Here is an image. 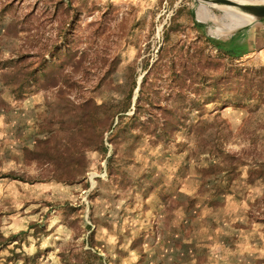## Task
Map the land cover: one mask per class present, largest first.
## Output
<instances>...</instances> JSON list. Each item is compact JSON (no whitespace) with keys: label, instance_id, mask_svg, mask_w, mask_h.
<instances>
[{"label":"rangeland","instance_id":"374dc122","mask_svg":"<svg viewBox=\"0 0 264 264\" xmlns=\"http://www.w3.org/2000/svg\"><path fill=\"white\" fill-rule=\"evenodd\" d=\"M198 4L0 0V264H264V100L236 74L264 80V50L219 54ZM86 99L129 107L72 179L39 141L92 135Z\"/></svg>","mask_w":264,"mask_h":264},{"label":"trees","instance_id":"16d2710c","mask_svg":"<svg viewBox=\"0 0 264 264\" xmlns=\"http://www.w3.org/2000/svg\"><path fill=\"white\" fill-rule=\"evenodd\" d=\"M197 25H200L196 21ZM244 28V27H243ZM241 28V29H243ZM205 39L207 42H209L212 47L216 49V51L221 54L222 56H226L228 58H234L239 59L245 55H248L250 52L255 51L254 49L248 50L245 41L243 38L240 37L239 32L232 36H226L221 38L212 37L210 35L205 34ZM242 68H236V74L238 75L237 78V88L242 90V96H245L246 99L254 98V96H257L259 99L264 100V80L259 79L257 81H253L251 75H249L247 72L242 71ZM229 78V75L221 76L219 74L210 75L209 80L210 83L208 86L210 89L208 90L209 93L206 94V96H212L216 94L218 91V88L216 85L219 83L220 79L224 80V84H227V80ZM211 86L214 88L211 89ZM227 86V85H226ZM224 90H228V87H222ZM256 94V95H255ZM209 100V99H208ZM79 107L81 111L78 113L85 115L89 112L91 117H94V124L92 127V135L88 137H82V124L84 123V118L82 116H77L76 119H69L67 123H70L71 125L67 127V130H65L64 135H60L59 133L62 132V129L57 133H54L53 135H50L46 137L43 141H39L42 146L40 151L38 152V155L41 157L42 160H44L47 163H55V164H63L66 161H75L78 164H74L71 169L72 179L79 178L81 176H84L86 171V166L82 161H84V151L83 149H77L76 145L78 143L82 144L83 146H89L93 147L97 150L101 149L104 150L105 147L103 145V131L104 126H106L107 122V128H110L112 121L114 119V115L117 112H125L127 108L129 107V104L126 105L122 110L119 111H113L111 114L108 113L107 120H103L102 113L100 111L101 106L95 105V103L89 99H86L82 101L79 104ZM136 107H140L139 104L136 105ZM76 115V114H75ZM82 117V118H81ZM109 120V121H108ZM63 122V121H61ZM104 124V125H102ZM82 134H85L84 132ZM77 136H79L78 140ZM84 140H86L84 142ZM53 141V142H52ZM66 143L67 146L62 145ZM75 150H70L69 147H72Z\"/></svg>","mask_w":264,"mask_h":264},{"label":"bare ground","instance_id":"6f19581e","mask_svg":"<svg viewBox=\"0 0 264 264\" xmlns=\"http://www.w3.org/2000/svg\"><path fill=\"white\" fill-rule=\"evenodd\" d=\"M199 4L196 8V15L200 19L211 20L219 24H223L228 31H231L239 25L248 23L251 17L246 14L239 6L221 2L217 0H198ZM240 2L254 1V0H238ZM219 7L222 10V16L219 17L212 11L210 6Z\"/></svg>","mask_w":264,"mask_h":264},{"label":"crops","instance_id":"0c3cea01","mask_svg":"<svg viewBox=\"0 0 264 264\" xmlns=\"http://www.w3.org/2000/svg\"><path fill=\"white\" fill-rule=\"evenodd\" d=\"M263 19L255 20L249 25H246L243 29H238L232 34L228 36H232L239 32L240 37L243 38L248 50L254 49L256 51L264 50V27H263ZM252 53V52H250Z\"/></svg>","mask_w":264,"mask_h":264},{"label":"water","instance_id":"95a60500","mask_svg":"<svg viewBox=\"0 0 264 264\" xmlns=\"http://www.w3.org/2000/svg\"><path fill=\"white\" fill-rule=\"evenodd\" d=\"M217 1L226 2L229 4L239 6L246 14H248L251 17V20L248 23L264 18V0H254V1H245V2H240L238 0H217ZM248 23L239 25L235 29L228 32V35L234 33L235 31L244 27Z\"/></svg>","mask_w":264,"mask_h":264}]
</instances>
